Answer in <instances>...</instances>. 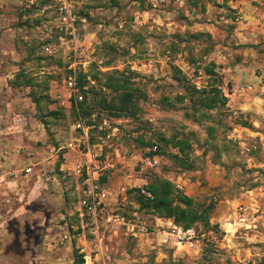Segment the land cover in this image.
Returning <instances> with one entry per match:
<instances>
[{"label": "rangeland", "instance_id": "1", "mask_svg": "<svg viewBox=\"0 0 264 264\" xmlns=\"http://www.w3.org/2000/svg\"><path fill=\"white\" fill-rule=\"evenodd\" d=\"M68 3L77 16L76 37L60 24L59 0H0V139L10 137L7 126L11 121L22 123L18 109L22 110L20 115H26L23 126L32 131L40 126L36 119L40 115L31 111L35 105L22 98L27 92L41 99L45 125L42 139L37 136L32 146L25 141L27 147L19 149L15 159L21 161L15 163L11 157V172L19 171L11 174V185L5 182L8 176L2 181L0 264H76L77 256L84 264L81 250L93 253L100 244L78 216L80 182L74 174L78 158L64 157L68 153L64 147L79 135L73 125L81 115L94 126L91 136L96 151L114 166L104 175L105 180L101 179V188L111 189L112 196L118 194L127 221L145 226L150 233L140 243L127 237L123 225L111 224L101 236L106 261L264 264V248L247 239L245 229L237 231L239 247L255 245L258 254L254 257L243 250L237 252L231 242L223 239L219 228H210L205 237L199 224L193 228L192 240L180 241L178 233L173 234L165 222H158L135 201L136 188L167 180L173 184L175 194L188 192L197 205L213 204L212 218H216L225 199L232 197V188H248L254 182L264 188V172H254L263 167L253 159H264V125L244 129L240 124L249 123V116L233 114L226 105L205 109L199 104L198 94L191 98L193 87L201 91L218 85L222 90L221 84L213 82L215 76L207 74L206 66L230 63L240 54L237 43L254 42L263 25L251 23L249 17L254 14L264 23V0ZM201 32L210 34L214 38L211 42L218 44L208 54L209 39L191 38V34ZM175 68L185 80L174 78ZM221 72L215 70L218 77ZM72 74L84 81L86 93L81 91L84 100L80 106L65 99L68 93L63 81ZM5 75H14L11 87L21 83L28 91L19 88L12 94ZM27 80L33 90L24 86ZM122 82L128 86L127 91L105 87ZM125 92L134 97L129 110L121 113L118 108L123 107L120 98ZM60 94L65 98L58 100ZM13 95L15 98H11ZM105 100L112 108L105 106ZM12 109L16 111L13 117ZM253 130H259L261 136ZM180 141L186 143L185 151L178 145ZM154 145L160 153L158 165L152 167L147 158L152 157L149 149ZM50 151L55 157L45 170L40 165L32 172L27 170ZM25 157L36 160L30 165ZM62 163L69 167L61 171ZM122 188L128 190L126 205H121ZM258 198L263 206L264 196L259 194ZM62 213L66 215L63 222ZM63 223L68 226L61 229ZM64 233L71 237L72 245L66 246L68 240L61 239ZM175 241L180 242L178 253L170 247Z\"/></svg>", "mask_w": 264, "mask_h": 264}, {"label": "crops", "instance_id": "2", "mask_svg": "<svg viewBox=\"0 0 264 264\" xmlns=\"http://www.w3.org/2000/svg\"><path fill=\"white\" fill-rule=\"evenodd\" d=\"M249 18L252 19L251 23H261L263 25L261 32H256L259 34L255 36L254 42H252L251 44H245V45H243L242 42L237 43L236 49L240 53L238 54L239 56L233 58V60L230 63L223 61L221 62V64L220 62H218L219 64H215V63L214 64H215V70L219 69L222 71L219 79H221L222 81L221 83L222 95L227 100L226 106L231 108V111L233 114H236V115L241 114L247 117L249 116L251 118L250 122L249 123L244 122L240 124V126H242V128L244 129L252 130L249 128L251 127L253 129H257L261 125H264V23H262V20L259 17L255 16L254 14ZM240 35L244 36V34H241V33ZM213 39L214 38H212V40ZM217 46L218 44L214 46V48L216 49ZM5 76H6L5 81L8 82L6 86L9 88L12 94H13V91L18 90L19 88H23L22 86L15 87V88L11 87V78L14 75H11V78H10V75H5ZM236 84L240 86H250V90L246 91L243 94L234 93L230 89L232 88V86ZM23 89L26 92L28 91L26 90V88H23ZM11 98H15V95H13ZM22 98L24 100L29 101V103L34 104L35 107H33L31 111L35 110L36 113H38L36 104L33 102V99L31 97V94H29V92H27V95L24 93V96ZM14 111L11 112L12 117L14 113H16V111L15 112ZM17 112L19 113L18 115L19 118H21L20 120L22 121V123L20 124L22 126H20V124H17V122L11 121V123H9V125L7 126V130H8L7 133L11 134L10 137L5 138L4 136H1L2 139H0L1 140L0 148L1 150H3V152L0 153V163H1L0 164V188L4 187L2 181L6 179V176L9 177L8 181H5L6 184L11 185V174L16 173L17 175V173L19 172L18 170H14V172H11L13 168L11 167V157L14 158L13 162L15 163L17 161H21V159L16 160L15 158H16V154L19 153L20 151L19 149L21 147H24V146L27 147L25 141L28 142L29 144L28 146H32L31 141L35 140L37 136H40L41 139L43 138L42 135H43V132H44L43 129L45 126L44 123L39 118L36 117V119H38L37 121L40 124V126L38 128H35V130L33 131L31 130L32 128L27 129L26 126H23V125H26L27 123L25 119L26 115L24 114L20 115L22 113L21 109H18ZM73 128H74V125H73ZM253 132H256L257 135L261 136L259 130H256V131L253 130ZM261 137H262V143L264 145V133L262 134ZM51 150H56V149L54 147H51ZM64 150H67L68 152L64 155V157L69 156L70 158H73V160H77L78 158L74 166V169H75L79 161L78 154L73 150L67 149L66 146L64 147ZM53 157H55V155L50 151L48 152V155L44 156L38 164L36 163L33 165V167L31 166L28 167L27 170L32 172L35 170V167L37 165L42 166V169L45 170L47 168L48 163L52 161L51 159ZM253 159L254 160L257 159L256 161L259 162V165L263 167L262 170L260 168V170L259 169L254 170V172L255 171L259 173L264 172V159H263V162H260L261 160H259V158H253ZM32 160H36V157L35 158L25 157V161L27 162L29 161V163H31L30 161ZM30 165H32V163ZM66 166H67L66 163H62L60 166L61 171H63L65 169L64 167ZM67 167H69V165ZM78 181H79V178H78ZM236 188H237L236 190L232 188L231 190V193H233L232 197L225 199V203L220 208L221 211L216 218H212V212L214 210L213 204L209 203V204H204V205L205 207L212 206L213 208L212 211L210 212V224L211 226H216V227H210V228L211 229L219 228V230L223 233L222 234L223 239L227 240L228 242H231L233 246L236 247L237 252H239L240 250H243L245 252H248L251 255V257H254L256 254H258L257 252H255L256 246L255 245L253 246L250 244L248 245L247 249H241L239 247V239H237L238 238L237 231H239L240 229H245L244 232H245V235L247 236V239H249L250 241H255V243H260L262 247L264 248V204L263 206H261L260 199L258 198L259 194L264 196V188H263V185H259L258 182L252 183L248 188H245V187H241V188L236 187ZM77 189L80 193V197H79V200H80L82 196L80 184H78ZM239 189H243V192L239 193L238 192ZM108 190L111 193L110 195L111 202L112 203L118 202L120 206L118 194L112 196L111 189H108ZM120 194L124 196V199L121 205L128 204L129 203L128 196L127 195L125 196L123 194L122 189L120 191ZM185 195L192 198L191 193L186 192ZM77 209H78L77 210L78 216L80 217L79 201H78ZM220 209H217V211ZM260 212L262 216L260 215ZM240 213H242L243 216H241ZM238 216H241V217H238ZM65 219H66V215L62 213L61 221L63 222ZM80 219L83 220L81 217ZM156 220L160 223L165 222L168 225V229L170 228L172 229L175 226L179 227L175 225L172 219L160 218L156 216ZM117 225H123L124 227H126L125 234L127 235V237H131L133 240H137L140 243L143 241L145 236H148L150 234L149 231L148 233H145L143 231V228H145V226H140L136 222H129L127 221V218L125 219V224H117ZM64 226L67 227L68 224L63 223L59 227L63 229L65 228ZM110 227L111 226H109V228ZM210 228L203 227L204 229L203 236L206 237L209 235L208 231L211 230ZM193 230H194L193 228L189 229V231H193ZM184 231H188V230H184ZM165 234L171 237L170 233H165ZM101 235H102V232H101ZM157 236L159 240L160 235L158 234ZM61 239L68 240V242L66 243V246H69L70 244L72 245V241H71L72 239L68 235V233L66 234L64 233V236H62ZM101 241H102V238L99 241L100 244L96 245V248L95 250H93V253L85 254V250H81L80 255H82V258L84 259V264L86 263L87 264H116L114 262L110 263L105 260V256H104L105 252L103 251ZM171 243L172 241L170 242V244ZM177 244H180V242L175 241L172 245H170L172 249L173 248L175 249V253H178L179 251ZM85 257H86L87 262L85 261ZM247 264H256V263L255 261H248Z\"/></svg>", "mask_w": 264, "mask_h": 264}, {"label": "built area", "instance_id": "3", "mask_svg": "<svg viewBox=\"0 0 264 264\" xmlns=\"http://www.w3.org/2000/svg\"><path fill=\"white\" fill-rule=\"evenodd\" d=\"M59 1L61 3L58 12L60 15V24L66 28L71 36L76 37L77 16L68 3V0ZM63 85L68 93V97L65 98V96L60 94L57 97L58 100L65 98L67 102L71 103L74 100L76 104L84 100L76 74L68 76L63 81ZM230 90L237 94H243L250 90V86L236 84ZM93 127L92 125H88L82 118H79L74 124V130L77 133L79 132V135L69 142L66 148L75 151L79 156V161L74 172L79 178L82 192L79 200L80 217L84 220L90 235L100 241L102 236L101 232L108 229L111 224H125L126 218L118 202H111L110 191L101 188V179L114 166L107 159H102V154L96 151L97 148L93 144L91 136ZM158 151L159 148L157 145L149 149L152 157H148L147 162L152 167L157 166L159 163ZM127 191L126 188H122L125 196L127 195ZM136 191L147 198H152L151 192L144 187L136 188ZM143 231L148 233V228H143ZM172 232L173 234L178 233L177 238L180 241H184L186 238L190 241L194 237V231H184L181 227L175 226L172 228ZM85 261L87 262L86 257Z\"/></svg>", "mask_w": 264, "mask_h": 264}, {"label": "trees", "instance_id": "4", "mask_svg": "<svg viewBox=\"0 0 264 264\" xmlns=\"http://www.w3.org/2000/svg\"><path fill=\"white\" fill-rule=\"evenodd\" d=\"M191 38L201 40L204 38L212 39L210 34L206 33H195L191 34ZM210 40V48L206 50V54L210 53L213 50V47L215 46V43L211 42ZM177 74L174 75V78L177 81L185 80L186 77L181 73L180 70H177L175 68ZM206 71L208 75H213L215 78L213 79V82L221 84L222 81L219 79V77L215 74V64H211L209 66H206ZM79 87L80 90L83 93H86V90H84V81L79 76ZM16 86H23V84L18 83L15 84ZM26 87H30L31 90L32 86L31 83L27 80V82L24 84ZM106 88H112L114 91L119 90H125L127 91L128 86L122 82L119 84H112L108 83L105 86ZM188 89V88H187ZM190 91V90H189ZM193 94H198L200 96L199 98V104L202 108L205 109H214L218 108L220 106L226 105V98L222 95V91L219 89L218 85L211 86L209 90L203 89V90H197L196 87L192 88L191 91V98L193 97ZM31 97L33 99V102L36 104L39 119L43 122L44 116L41 114V99L36 97L33 92H31ZM133 94L131 92H125L121 95L120 98V105L123 107H119L118 110L121 113H125L129 110L128 105L133 101ZM107 101V100H105ZM108 106L106 107L112 108L110 105V101H107ZM81 104H79L80 106ZM76 108V107H75ZM195 110L197 108L194 107ZM82 114V113H81ZM81 117L84 119L85 117L81 115ZM44 123V122H43ZM88 125H91L90 122L87 123ZM178 145L181 146V150L185 151L186 149V143L183 141L178 142ZM158 153H160L158 151ZM104 181L105 178H102ZM147 190H149L152 194V198H147L144 195L138 193L136 202L140 206V209L143 211L151 212L155 216H158L160 218H167L172 219L175 223V225L181 227L184 230H189L194 228L196 225H202L205 228L210 227H216L211 226L210 224V212L212 211V206L205 207L204 204H195V201L193 198L186 196L185 194H175L174 193V186L170 181L164 180L160 181L157 184H152L146 187ZM83 260L81 257L79 258L77 256V259H75L76 264H82Z\"/></svg>", "mask_w": 264, "mask_h": 264}]
</instances>
